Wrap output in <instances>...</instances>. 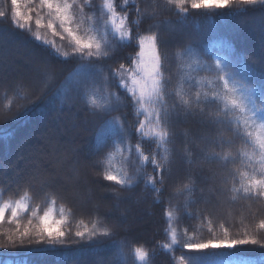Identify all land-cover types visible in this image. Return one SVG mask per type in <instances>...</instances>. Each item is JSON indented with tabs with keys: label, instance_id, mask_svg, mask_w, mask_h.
I'll list each match as a JSON object with an SVG mask.
<instances>
[{
	"label": "trees",
	"instance_id": "1",
	"mask_svg": "<svg viewBox=\"0 0 264 264\" xmlns=\"http://www.w3.org/2000/svg\"><path fill=\"white\" fill-rule=\"evenodd\" d=\"M199 2L75 0L69 27L93 43L81 51L39 0H19L22 29L13 23L11 0H0V37H12L0 47L24 44L37 66L32 75L0 85V152L10 157L13 144L52 109L67 115L72 128L84 127L79 161L81 175L90 177L88 189H73L80 198L89 190V201L80 204L71 189L32 178L14 182L0 173V206L25 205L17 218L9 210L0 221V264H212L206 251L264 264V197L243 191L248 179L261 175L259 149H253L264 135V55L251 52L248 37L231 33L233 26L264 31V4L192 7ZM149 36L162 57L163 125L157 97L141 101L120 76ZM125 205L131 214L142 211L143 221L125 226L128 214L118 212ZM45 212L62 219V241L36 235ZM225 233L257 243L232 250L186 247Z\"/></svg>",
	"mask_w": 264,
	"mask_h": 264
},
{
	"label": "rangeland",
	"instance_id": "2",
	"mask_svg": "<svg viewBox=\"0 0 264 264\" xmlns=\"http://www.w3.org/2000/svg\"><path fill=\"white\" fill-rule=\"evenodd\" d=\"M241 3L243 2L238 0L237 3H227L226 5L241 6ZM106 4L109 5L110 0H106ZM231 30V33L236 31L240 36L250 39L249 47L252 53L264 55V31L256 27L253 29L241 26H233ZM11 39V36L0 37V46L6 40L12 42ZM34 57L33 52L24 44L16 46L10 43L4 48L2 47L0 49V85L10 82L16 76L32 75L37 69V66L33 65L32 62ZM138 60L139 56H137L135 61L138 62ZM140 75L141 73L137 71L136 63H134L131 70L120 75L124 81H127L129 87L134 89L138 99L140 98L139 86H134L132 82ZM31 80L35 87L38 83L34 79ZM148 97V95H145L143 100ZM67 119V115L60 114L52 109L47 114H44L39 119L38 124L32 125L31 130L25 131L20 139L13 144L10 157H6L0 152L1 176H10L14 182L32 178L39 182L40 185H55L62 189H71L72 192L78 186H85L88 189L90 177L81 175L85 169L79 161L81 147L78 138L84 136L85 129L84 127L72 128ZM63 172L69 173L70 177L62 175ZM86 191L85 196L81 198L75 195L76 193L74 192L76 191L73 194L71 193L70 196L76 202L83 204L88 202L90 198L89 190ZM118 209L119 213L126 211L128 214L125 226L133 225L136 221H143L142 211L140 210L137 214H131L129 205L120 206Z\"/></svg>",
	"mask_w": 264,
	"mask_h": 264
},
{
	"label": "snow or ice",
	"instance_id": "3",
	"mask_svg": "<svg viewBox=\"0 0 264 264\" xmlns=\"http://www.w3.org/2000/svg\"><path fill=\"white\" fill-rule=\"evenodd\" d=\"M169 3H172V0H168ZM229 0H200L199 3H193V8H200V7H215L220 8L226 5ZM241 2L254 5L258 2V0H241ZM260 3L264 4V0H259ZM12 5V15L13 17L17 18L13 20V23L16 24L21 29L23 28V24L19 23V18L23 16V13L18 9L19 0H11ZM75 0L72 3H69L68 0H39L38 7L47 10V14L52 16L53 19L59 22V27L63 30V32L67 33V35L74 41L75 46L77 49L81 51L84 49H91L93 47V43L91 40L85 42L74 35L71 27H69L70 23L73 20L74 12L72 9L74 8ZM35 10V9H34ZM109 10L111 7L109 6ZM5 13L0 12V17L4 16ZM39 15V13H38ZM26 19H31V17H27ZM37 28L42 26L41 19L38 18L35 21ZM123 26V22H121V27ZM46 27L49 30L54 29V24L52 20H49ZM55 34V32H54ZM123 35V33H122ZM36 40L39 41L40 37L37 35ZM96 49L99 50L100 45L97 43L95 45ZM92 53H89L91 55ZM139 60L138 62L134 61L137 64V71L141 73V75L133 80V85L139 86L140 89V100L143 101L145 95L149 97L155 95L157 97V101L161 103V110L158 116V120L160 124H164L165 120L168 116V112L164 109L162 101L160 97L163 95V88L161 87V80L159 69L162 67V57L157 54V46L155 42V38L149 36L147 38L140 40L139 45ZM123 67V65L121 66ZM216 67L221 69L220 61H216ZM223 72V71H222ZM221 80L225 81V85L227 86V80L225 79V74L220 76ZM235 83V81H234ZM133 95H135L134 89H130ZM187 103V102H185ZM160 139H163L166 135V132L161 129L159 132ZM251 136V133H248ZM254 151L256 148L259 149L260 153V164L262 165L261 168V175L259 177L250 178L248 179V184L243 187V191L246 195H255L259 197H264V135L257 136L254 141ZM152 163L159 168L160 165L157 164L155 158H153ZM106 179L110 181H115L117 184H124L125 181L118 178L114 175H108ZM25 205L22 201H17L15 206H10L9 204H4L0 206V221H3L6 213L10 210L11 219H15L18 217L19 213L24 210ZM62 223L61 220H55L52 218L51 212H45L39 220V227L35 230L36 235L39 236H46L48 239L53 240V242H60L65 237V232L59 229V225ZM261 228H264V223H261ZM23 237H27L29 235V229L25 228L24 231L21 233ZM76 235L78 237L83 236L84 234L81 232H77ZM107 235V233H105ZM257 241L255 239H248V238H239V239H227V233H225L224 239H209L206 242L201 243H189L186 245L188 248H194L196 250H217V249H237V246L243 245H255ZM205 256L212 257V264H248L246 258L242 255H238L235 252H228L222 253L217 251H206L203 253ZM136 255L143 258L145 253L141 252L139 249L136 250Z\"/></svg>",
	"mask_w": 264,
	"mask_h": 264
}]
</instances>
